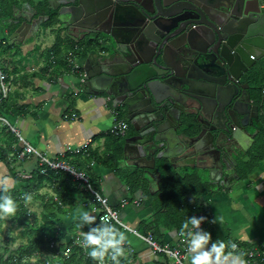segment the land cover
<instances>
[{
	"label": "water",
	"instance_id": "95a60500",
	"mask_svg": "<svg viewBox=\"0 0 264 264\" xmlns=\"http://www.w3.org/2000/svg\"><path fill=\"white\" fill-rule=\"evenodd\" d=\"M50 4L64 28L83 29L102 46L86 58L80 88L124 109L135 133L126 143L147 169L156 158L199 157L212 162L209 175H226L229 155L251 147L249 128L262 115L247 90L264 74V0ZM42 22L29 15L17 31L37 32Z\"/></svg>",
	"mask_w": 264,
	"mask_h": 264
},
{
	"label": "crops",
	"instance_id": "0c3cea01",
	"mask_svg": "<svg viewBox=\"0 0 264 264\" xmlns=\"http://www.w3.org/2000/svg\"><path fill=\"white\" fill-rule=\"evenodd\" d=\"M51 1L55 0H0V67L6 72L10 82L9 95L3 101L6 104L2 113L20 129L22 135L35 148L50 158L61 156L60 154L69 148L83 146L80 153L67 152L63 159L77 171L85 173L93 191L108 198L110 206L119 207L126 198V205L130 206L132 211L129 215L137 213L142 218H148L150 222L152 207L139 190L141 186L136 190H129L127 181L130 177L139 176L140 180L136 185L144 182L150 193L159 190L164 169H170L182 176H198L207 185L208 170L204 167V162L207 161L198 157L170 164L164 158H156L155 169L149 170L142 162L149 161L140 157V149L130 142L126 143V139L106 133L112 121L111 112H117L121 119H125V114L118 108L114 109L110 102H105L102 97L84 93L64 59L65 54L76 46L75 53L84 73L82 66L86 58L92 54L99 57L102 54V46L92 39V34L83 29H70L69 32V28L62 27L57 19L51 27H47L45 23L52 21L49 12H54V18L57 16ZM29 15H32V19L42 16L43 22L37 32L29 29L22 34L17 29L24 22V17ZM6 47L8 49L4 52ZM51 52L56 56L54 65L50 63ZM263 86L264 74L249 83L250 89L247 91L256 103L259 102ZM71 101L72 106L69 105ZM72 112L76 114V119L64 118L65 114ZM261 118L260 123L249 128L254 134L251 147L246 151L241 150L235 156L236 175H233L231 184L218 187L209 182L208 191L199 197L206 215L203 230L211 234V240L205 250L210 249L212 243L223 241V252L228 256L232 252L233 244H237L240 249L232 252L233 255L243 254L242 251L246 247L264 244V159L257 163L247 177L244 176L247 170L245 162L256 160L257 150L259 155L264 154V141L258 137L264 132V117ZM108 136L112 138H107ZM107 140L112 151L120 146L117 170L108 165L111 161L105 154ZM125 144L131 146L130 151H124ZM18 148L19 144L14 136L0 129V181L9 177L6 184L9 189L12 188L10 191H19L12 194L17 196L22 193L21 196H24H20L19 203L18 197L14 199L18 208L21 203H26V195L31 196L30 202L27 203L37 201L41 205L45 198L48 199L47 203H53V199L58 197L62 204H65L63 207L66 208L67 203H73L74 207L66 215L56 217V220L61 222L56 227L57 233L67 232L69 235V232L79 231V227L90 228L95 224L96 220L92 224L80 220L82 211L89 212L95 218L98 211L92 193L77 191L76 184L86 188L82 181L63 172H55V175H63L53 178L40 177L34 158L24 162L15 159L14 154ZM155 170L159 173H155ZM62 188L73 193V201L66 202L68 199L64 192L61 193L63 198L60 199L58 193ZM82 200H87L88 204L83 206ZM139 202H142L140 206ZM52 210L50 208L48 213ZM40 213L44 215L43 210ZM141 221H138L139 226L142 225ZM115 227L127 237L124 250L131 264H165L158 256L153 255L148 245L136 235ZM179 236L180 234L172 229L163 235L162 241L165 239L172 242ZM130 249L133 251L130 252ZM187 262L191 264V253ZM228 264H231V258Z\"/></svg>",
	"mask_w": 264,
	"mask_h": 264
},
{
	"label": "trees",
	"instance_id": "16d2710c",
	"mask_svg": "<svg viewBox=\"0 0 264 264\" xmlns=\"http://www.w3.org/2000/svg\"><path fill=\"white\" fill-rule=\"evenodd\" d=\"M48 14V13H47ZM49 15L51 16L52 21H47L45 25L47 27H51L56 18H54V12H49ZM54 21V22H53ZM1 44V43H0ZM7 47L4 48V52L7 51ZM73 101L70 102V106H72ZM5 102H2L0 104V114H3V110L5 107ZM67 113V112H66ZM13 136V135H12ZM111 136H108L107 138H110ZM259 138H262L264 141V132L260 133ZM112 138V137H111ZM106 141V139H105ZM105 154L107 155L108 159L111 161L108 165H110L113 169L118 168V159L120 157V146L116 147V150L112 151L109 146V141L107 140V143H105ZM261 146V144H260ZM257 158L253 162H250L251 160L245 162L247 165L246 174H244L245 177L248 176V174L251 173L252 169L257 165V163L263 158L264 154L260 153L259 150H257ZM262 152V151H261ZM115 170V171H116ZM165 172L161 175V180L159 183V190L155 193H150L147 187H145L144 182H142L139 185H136L138 181L140 180L139 176L134 175V177H130L127 182L129 185V190H136L139 186L141 188L139 189L142 192V195L146 197V199L149 201L151 207H152V220L150 222H142L143 226V233L144 234H151L154 239H156L159 242H162L163 235L166 232L171 231L172 229H175L179 234L181 231V228L183 227V224L185 221H188L190 217L196 216L198 217L201 213L205 215V210H203L202 205L199 202V197L209 189V184L205 183L203 179L201 180L198 176H182L178 175L175 172H172L170 169H164ZM57 173V172H56ZM62 173V172H60ZM63 175V174H59ZM54 171H50L47 176L50 178H53L55 176ZM70 176V175H69ZM42 177V175H40ZM44 177V176H43ZM71 177H69L70 179ZM204 178V176H203ZM205 179V178H204ZM65 193V196L68 200H65L66 202L73 201V193L66 190L65 188H62V190L59 191L60 199L63 198L61 193ZM69 192V193H66ZM0 195L4 194L2 191H0ZM194 201V202H193ZM62 202V201H61ZM96 203V201L94 200ZM65 203V202H64ZM97 204V203H96ZM54 205V206H52ZM65 205V204H63ZM67 207H60L58 205H55L53 202L49 203H43L42 204V210L44 211V215H42V221L38 222L36 218H30L25 214V211L23 210L22 206L19 208L17 207V211L14 215H11V218L14 219L18 225L24 227L22 236L27 237V244L25 249L19 251V256L16 259L15 256H13L17 249H7L5 248V252L2 254L0 253V264H44V262L48 258H50L54 252L58 249L64 248V242H60L58 247L55 249H50L48 247L49 242L51 241H57V225L60 223L56 220V217H59L58 215H66L71 208L74 207L73 203L66 205ZM98 207V204H97ZM52 208L53 210L48 213V211ZM100 212L97 211L96 215V222L93 224L90 228H97L98 224V216ZM40 219V220H41ZM60 220V219H59ZM191 227V224L189 223L188 229L185 230V232L189 231ZM90 228H84L79 227V232H87ZM76 232V231H75ZM75 232L71 234H75ZM65 238V236H62ZM72 239L75 237V235L70 236ZM61 238V237H60ZM72 240L69 242V245L72 244ZM126 249V246L124 247ZM12 250V251H11ZM64 250V249H63ZM10 254L12 257H6L5 254ZM34 252H38V255L35 258L34 262H31L32 260H27L25 263L22 262L23 258L25 256H29ZM46 254V255H44ZM130 256V255H129ZM13 258V259H12ZM129 257H125L122 259V262L124 264H131L128 261ZM51 260V259H50ZM94 264L95 260L91 259L90 257H85L82 254V249L78 248L76 246L71 247V255L67 258H62L57 263L56 262H50L48 264Z\"/></svg>",
	"mask_w": 264,
	"mask_h": 264
},
{
	"label": "built area",
	"instance_id": "2783aa9c",
	"mask_svg": "<svg viewBox=\"0 0 264 264\" xmlns=\"http://www.w3.org/2000/svg\"><path fill=\"white\" fill-rule=\"evenodd\" d=\"M75 48L74 46L72 49H70L66 54H65V61L69 66L70 73L76 77V82L80 86V84L84 81V73L81 71V65L79 63V59L75 53ZM56 56L54 52L50 53V63L52 65L55 64ZM9 85L10 82L8 80V75L6 72L2 70L0 67V104L5 101L8 98L9 95ZM258 106L260 108V114L264 117V111L261 110L263 109L264 106V86L261 88V96L258 102ZM112 113V121L111 125L106 131V133L114 136V137H120L124 134L125 130L127 129V122L125 119H121L118 116L117 112H111ZM71 118V119H76V114L75 113H69L65 114L64 118ZM0 124H2L6 130V132L12 134L19 144L18 150L15 152L14 157L17 161L19 162H24L26 160H29L31 158H34L36 160V170L38 171L39 175L42 176H47L50 171L54 172H63L66 173L70 176H72L75 179H78L85 184L86 188H83L82 186L76 184V189L77 191L80 192H90L93 194L94 200L98 204V212H100L98 216V223L99 227H102L101 221L104 216H109L111 223L114 226H117L123 230H126L130 232L133 235H136L138 238H140L143 242H145L148 247L151 249V252L153 255L158 256L159 259H161L165 264H177V260L179 261V264H189L187 262V257L189 255L188 251V240L186 237L179 236L177 240L174 241H168V240H163L162 242L157 241L156 239L153 238L151 234H139L137 230L130 228L128 225L123 223L120 219V207L123 205L127 204V199H123L121 204L118 206H110L109 199L106 198L105 196H101L100 194L96 193L93 191V189L90 186L89 180L86 177L85 173L77 171L72 165H70L68 162L63 159L65 157L67 152H72V153H80L83 150L82 147H77V148H69L68 150L62 152L60 155L57 157L50 158L43 152L39 151L37 148H35L21 133L20 129L11 123V121L3 114H0ZM96 193L97 195H94ZM53 201L60 207H63L62 202L59 200L58 197H55ZM48 199L45 198L44 203H47ZM82 205L86 206L88 204L87 200H82ZM198 217H205L202 213ZM204 226V221L200 225V229H202ZM193 233L198 231L197 229L193 228L192 226L189 229ZM82 232H75V234H71L69 232V235L66 232L65 238L63 240L64 242V250L63 249H58L56 250V247H58L59 243L58 241H62V239H59L58 241H51L48 244L49 250L50 249H55L56 251L54 254L48 258V261L46 260L44 264H48L49 261L52 262H58L62 258H67L71 255V247L76 246L78 248L82 249V254L85 257L88 256V251L90 249H85L81 246V241H82ZM75 235V237L72 239L70 236ZM73 241L71 245H69L70 241ZM235 250L232 249V252H237L240 251L239 246L237 244ZM126 244L123 245L125 247ZM133 249H130V252H132ZM243 254H244V260L246 261V264H264V244H257V245H252L249 247H246L243 249ZM38 255V252H34L31 255H27L23 257L22 262H26L27 260H33L36 258ZM126 256L120 257V264H124L122 262V259L125 258ZM51 259V260H50ZM94 264H98V261L95 260ZM104 264H112V261L109 257H105Z\"/></svg>",
	"mask_w": 264,
	"mask_h": 264
},
{
	"label": "clouds",
	"instance_id": "9594fccd",
	"mask_svg": "<svg viewBox=\"0 0 264 264\" xmlns=\"http://www.w3.org/2000/svg\"><path fill=\"white\" fill-rule=\"evenodd\" d=\"M9 179V177H6L4 181H0V191L4 193L0 195V218L14 215L17 211L16 202L11 195L8 194L9 188L6 181ZM94 195L97 194L94 193ZM30 200L31 196L26 195L25 202H30ZM26 215L33 218L29 214ZM205 219V217L192 216L188 221H185L180 231V235L186 237L188 240V251L191 253V264H228L229 258H231V264H246L242 253L233 255V253L230 252L228 256H225L223 252L225 244L223 241H216L212 243L210 249L205 250V246L211 240V234L200 229V225ZM80 220L84 223L92 224L95 222L96 218L95 216L90 215L89 212L82 211L80 214ZM189 223L198 231L195 233L190 230L185 232V230L188 229ZM101 225L103 226L90 228L88 232L81 233V246L85 249H90L87 253L88 256L91 259L98 261V264H104L106 256L111 259L112 264H120V257L125 256L123 245L127 241V237L111 223L110 218L107 215L102 218ZM81 226L83 225L81 224ZM65 235V232L58 233L57 239H64L62 236ZM231 247L235 250L236 245L233 244ZM15 258L17 259L18 257ZM177 264H179L178 260Z\"/></svg>",
	"mask_w": 264,
	"mask_h": 264
},
{
	"label": "rangeland",
	"instance_id": "374dc122",
	"mask_svg": "<svg viewBox=\"0 0 264 264\" xmlns=\"http://www.w3.org/2000/svg\"><path fill=\"white\" fill-rule=\"evenodd\" d=\"M60 25L62 27H64V25H62V24H60ZM0 46H1V44H0ZM0 126H1L0 129H2L3 132H5L4 126L2 124H0ZM10 189H12V188H10ZM10 189H9L8 194L11 195L13 200L18 197L17 201L19 203L21 201V197H24V196H21L22 193H21V195L18 194L17 196H15L12 194V192H19V191L12 190V192H11ZM199 202H201L200 199H199ZM21 204L20 205L22 206L23 210L25 211V214H29L31 217L36 218L38 222L42 221V219H41L42 214L40 212L42 211L43 208H42L41 203L35 201L32 203H24V204L21 203ZM141 204H142V202H139L138 206H140ZM119 210H120V215H121V218H120L121 221L127 225L132 226L133 228L138 229V233L143 235L144 234L143 233V226L142 225L139 226L140 224L138 225V221L142 220L143 222H148L149 219L148 218H142V216H138L137 213H131L129 215V213L132 211H131L130 206H128V205H123ZM59 217H61V216H59ZM23 228L24 227L18 225L17 222L11 218V216L0 218V253L1 254L3 252H5V250H6L5 248H7V249L8 248L9 249H15L16 248L17 251L13 256L18 257L19 251L25 249L28 240H27V237L22 236ZM203 228H204V226H203ZM203 228H202V230H203ZM44 255H46V254H44ZM6 257H10V258L12 257L10 252H9V254H5V258ZM34 261H35V259H33L31 262H34ZM82 262L84 264V261H82ZM129 263H131V262L129 261Z\"/></svg>",
	"mask_w": 264,
	"mask_h": 264
},
{
	"label": "flooded vegetation",
	"instance_id": "af4514ba",
	"mask_svg": "<svg viewBox=\"0 0 264 264\" xmlns=\"http://www.w3.org/2000/svg\"><path fill=\"white\" fill-rule=\"evenodd\" d=\"M110 102V101H109ZM111 104V102H110ZM258 105V103H257ZM115 108H118L119 110H122L123 111V114H125V120L127 122V129L125 130L124 134L122 136H120L121 138H123L124 140L127 139V137H130L132 135H134V131H133V128L131 126V123L128 121V117L124 111L123 108H120V107H115ZM261 119L260 118V122H261ZM131 149V146L129 147V145H127L124 149V151H130ZM137 162H139L138 159H136ZM141 162V161H140ZM227 174L226 175H218V172L216 173H211V175H209L208 171H207V179H208V182L207 183H212L213 185H216L218 187H221V186H227V185H230L231 182H232V178H233V175L236 174V171H235V167H236V163H235V156L233 155H229V158L227 159ZM211 167L212 168V162H204V167ZM220 176V177H219Z\"/></svg>",
	"mask_w": 264,
	"mask_h": 264
}]
</instances>
